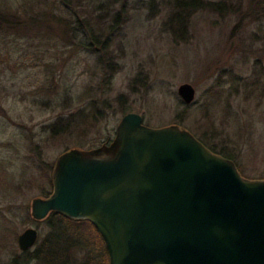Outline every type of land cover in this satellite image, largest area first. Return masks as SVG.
I'll return each mask as SVG.
<instances>
[{
	"label": "rangeland",
	"instance_id": "obj_1",
	"mask_svg": "<svg viewBox=\"0 0 264 264\" xmlns=\"http://www.w3.org/2000/svg\"><path fill=\"white\" fill-rule=\"evenodd\" d=\"M77 1V11L93 13L94 22L98 15L111 19L109 16L122 4L126 12L109 51L114 57V74L109 84L96 90L101 92L97 108H85L91 118L87 124L93 128L87 137L78 124V133L60 140L53 138L54 125L62 116L68 118L70 112L81 108L63 110L66 87H72L74 94L83 92L100 55L72 38V19L59 1L0 0L3 12L16 14L25 27L20 33L0 29V264L6 263L15 250L22 252L18 238L28 228L38 230L39 244L51 233L49 220L36 222L32 217L33 201L53 193L44 185V176L64 152L93 150L114 140L125 116L120 97L127 112L140 114L146 126L178 125L195 137L204 135L212 122L218 130L229 129L230 115L239 114L246 129L242 137L254 133L258 139L249 143L241 156L244 175L258 180L264 174V117L258 119L255 131L247 127L249 113H256V101L237 84L252 77L257 61L264 64V17L257 21L246 16L243 27L235 28L253 0H204L202 7L207 8L185 11L179 28L171 19L181 11L176 3L184 0ZM213 3H226L227 9L239 10L217 13L211 10ZM60 76L63 80L57 79L58 89L54 90V79ZM184 84L196 91L190 105L178 94ZM217 89L227 94L218 99ZM55 92L59 94L56 110ZM94 115L100 120L95 122ZM177 117L182 122L178 123ZM238 125L237 120L232 124L234 129ZM212 142L219 147L225 144L230 153L237 154L223 135ZM39 182H44L43 188ZM86 254L85 250L74 249L73 264H81Z\"/></svg>",
	"mask_w": 264,
	"mask_h": 264
},
{
	"label": "water",
	"instance_id": "obj_2",
	"mask_svg": "<svg viewBox=\"0 0 264 264\" xmlns=\"http://www.w3.org/2000/svg\"><path fill=\"white\" fill-rule=\"evenodd\" d=\"M186 105L196 91L184 84ZM89 222L110 264H264V180H251L178 125L152 128L140 114L120 121L114 140L71 149L57 160L53 193L32 217ZM39 232L18 238L33 249Z\"/></svg>",
	"mask_w": 264,
	"mask_h": 264
},
{
	"label": "trees",
	"instance_id": "obj_3",
	"mask_svg": "<svg viewBox=\"0 0 264 264\" xmlns=\"http://www.w3.org/2000/svg\"><path fill=\"white\" fill-rule=\"evenodd\" d=\"M57 1L62 3L61 6L69 11L72 19L69 23V31L72 38L74 40L83 41L86 50L99 54L100 57L97 66L95 67V72L92 74L93 77L89 84L86 85L83 92H76L74 94L72 87H66V96L63 98L61 104L65 106L63 110L71 111L72 108H76L79 105H81V108L76 112H70V116L68 118L62 116L58 120V124L54 125L52 135L53 138L60 140L63 139V137L72 138L73 135L80 131L78 124H81L83 126L81 132L88 137L87 133L91 128H93V125L87 124L91 118H89L90 112L86 111L85 108L90 109L93 106L97 108V105L100 103L98 101L100 97L98 96L101 92L97 93L96 90H102L104 84H109V81L114 74V70L112 69L114 68V57L109 53V51L111 49L114 36L121 30L124 23L126 5L122 4L117 13L109 16L111 19L108 17L105 18L106 16L103 17L98 15L97 21L94 22L92 17L93 13L88 12L86 9L82 12L77 11V8H79L77 0ZM203 1L204 0H184L180 3L177 2L176 8L181 9V11L179 13H175L171 19L173 21V25L176 27H178V25H183L184 14L186 15V13H184L185 11L190 12L192 10L196 11L206 9L207 7H202L204 3ZM114 2L117 3L116 0ZM211 7V10L221 14L225 13L227 10L231 11L235 9V7H233V9L228 7L227 9L226 3H213L211 4ZM80 8L83 9V7ZM235 10L239 9L236 8ZM5 12L7 11L5 10L3 12L0 8V29H5L7 32L12 30L16 33H20L25 28L23 26V22L16 14H5ZM246 16L251 18L255 17L257 18V21H260L264 17V0H253V4L250 7L249 12L240 18L239 23L236 25V30L243 27L242 25ZM60 78L61 76L54 79V90L58 89L57 79ZM61 80H63V77ZM240 82L241 83H237L238 87H241V89L244 88L248 96L256 101V113H249L250 120L246 123L247 127L255 131L254 127L258 124V119L262 120L263 118L261 117H264V111L261 112L259 110V108L263 105L262 98H264V64L257 61L252 77L250 79L240 80ZM95 83H98V85L95 86ZM216 93L215 96H217L218 99H222L221 97H223L225 93L227 94L224 89H217ZM53 97L55 106L54 109L56 110L59 107L58 92H55ZM122 98L123 97L119 98V104H121L120 107L122 112L126 115L129 112H127L128 109L126 106H122L124 105L122 103ZM102 105L107 106V103L102 102ZM205 111L207 113L206 117L209 118L210 115L208 108H206ZM92 114L95 113L92 112ZM98 116H100V111L98 112ZM230 117L231 123L228 124L229 129L222 128V131L218 130L215 122H212L213 125L204 132V135L200 137L198 136L197 138L214 153L233 161L239 172L245 177L243 162L241 160L243 157L241 156L246 153L248 144L256 142L258 139L255 138L256 135H254V133L250 135L246 134L247 139L242 137V134H245L242 132L246 130L242 128L244 124V122L242 124L243 119L239 116V114H235L234 116L230 115ZM94 119H96L94 120L95 122L100 120L96 115H94ZM236 120L239 125L236 129H234L232 124ZM177 121L178 123L182 122L181 117H177ZM82 122L86 125L84 126V123L82 124ZM227 130H230V133ZM219 135H223L227 140L226 143L235 147L237 152L236 155L230 153L225 144L219 147L213 143L214 141L212 142V139H216ZM260 179L264 180V174L260 177ZM47 220H49L52 225L51 233L48 234L45 239L42 240L40 244L38 243L33 249L26 252L15 250L9 260L4 264H73L74 258L72 252L74 249H82L87 253L81 261V264H110L109 254L104 239L91 223L72 221L56 213H51L49 217L45 219V221Z\"/></svg>",
	"mask_w": 264,
	"mask_h": 264
},
{
	"label": "flooded vegetation",
	"instance_id": "obj_4",
	"mask_svg": "<svg viewBox=\"0 0 264 264\" xmlns=\"http://www.w3.org/2000/svg\"><path fill=\"white\" fill-rule=\"evenodd\" d=\"M53 172H54V166L51 165V167H50V173H47L44 176L45 177V184H44V182L43 183L42 182H39L41 185L38 184V186H41L43 188V184H44V185H46V188L48 187L53 192ZM48 197H49L48 193L46 195H44V198H48Z\"/></svg>",
	"mask_w": 264,
	"mask_h": 264
}]
</instances>
